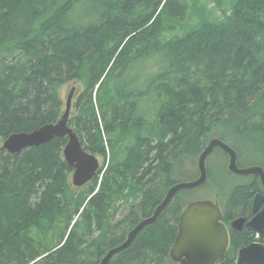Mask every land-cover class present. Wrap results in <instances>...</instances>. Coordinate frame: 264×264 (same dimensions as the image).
<instances>
[{
    "label": "trees",
    "instance_id": "trees-1",
    "mask_svg": "<svg viewBox=\"0 0 264 264\" xmlns=\"http://www.w3.org/2000/svg\"><path fill=\"white\" fill-rule=\"evenodd\" d=\"M182 1L0 0V144L56 123L69 82L83 89L69 127L86 153L105 158V135H114L108 147L131 139L99 189L102 168L86 188L71 189L66 138L17 155L0 146V264H98L179 183L178 162L198 159L212 138L235 151L238 165L264 170V0H230L223 20L206 14L185 35L160 40L184 24ZM151 53L165 66L142 82ZM151 91L160 105L145 132L140 102ZM255 190L231 192L223 224L245 216ZM183 192L109 264L170 260ZM252 243L264 245V230L230 231L221 264H235Z\"/></svg>",
    "mask_w": 264,
    "mask_h": 264
},
{
    "label": "water",
    "instance_id": "water-1",
    "mask_svg": "<svg viewBox=\"0 0 264 264\" xmlns=\"http://www.w3.org/2000/svg\"><path fill=\"white\" fill-rule=\"evenodd\" d=\"M72 89L66 99L65 109L59 120L54 124H47L31 133H18L9 136L1 148L10 155H17L22 150L45 145L54 139L66 138L62 151L65 164L71 168V184L75 189L87 185L99 170L96 158L81 148L78 137L69 127ZM218 149L228 158L227 170L239 176H257L264 188V170L259 166L240 169L237 166L235 151L217 138L210 139L200 153L196 170L198 178L191 182L177 183L169 188L160 204L154 209L151 217L139 222L128 234L126 240L118 247L109 250L98 264H109L116 255L126 251L138 234L153 225L161 213L169 206L179 192L198 189L207 182L206 159ZM262 197L254 200L252 213L262 204ZM220 207L212 202H194L182 209L178 218L177 234L169 252L170 259L176 264H221L230 246L229 232L221 221ZM243 219H236L230 224L234 231H240ZM247 228L261 236L264 229V208L256 213L246 224ZM235 264H264V245L252 243L237 252Z\"/></svg>",
    "mask_w": 264,
    "mask_h": 264
},
{
    "label": "rangeland",
    "instance_id": "rangeland-1",
    "mask_svg": "<svg viewBox=\"0 0 264 264\" xmlns=\"http://www.w3.org/2000/svg\"><path fill=\"white\" fill-rule=\"evenodd\" d=\"M182 2L185 4V6H187L188 9L187 16L185 17V20L183 22L184 24H178L177 26H175V28L164 33L160 38V40L166 41L174 37H181L185 35L192 28L204 22L206 14H207L206 16L207 20L210 21L223 20L225 17L223 14L225 15L229 14V8L231 4L230 0H220L221 5L217 4L213 0H183ZM146 58L148 59L142 62L143 72L140 75L142 82H144L151 75L153 76L160 73L162 68L165 66L164 62L163 63L160 62L162 57L156 53H151L150 56ZM72 89H74V92L71 98L72 106L70 109V117L73 119L74 116L78 115V110H76L75 106L78 96L83 91L81 83L69 82L65 84L60 89L59 95L61 98V105H62L61 113L63 114L65 109L66 99ZM159 105H160V100L156 99V96L154 95V91H151L150 93L146 94V96L143 98V101L140 102V110L146 113V118H144L147 124V126L144 127L145 132H148L147 129H150L151 126L154 125L156 121V112L158 111ZM70 128L72 129L71 126ZM113 136L114 135L103 136V144L106 152L105 158L97 153L92 155L98 161L100 168H102V171L100 172L98 178V182L99 181L100 182L97 185V189H99V185L102 181L101 178H103L105 174H107L106 172L107 169L109 167L114 168L118 160L121 159L123 160L125 158L123 149L125 148V145H129L131 143L130 141L131 139L129 138L125 140L124 145L120 147L119 145L117 146V143H115L114 146L112 145L111 146L112 151L115 152L114 154L115 156H113L112 158L111 152L109 150L111 149V147H108L107 143L109 140L114 139ZM118 151L120 152L118 153ZM254 158H256V156ZM195 160L192 161L188 159H183L182 161L178 162V164L175 167L176 169L174 170L173 178L180 180L179 183H186L196 180L198 178V172L196 170L197 161ZM226 165H227V157L225 158V156L222 153L215 150V152L212 153V155L206 160V167L208 169V176H207L208 179L206 184L203 187H199L198 189L183 192L181 196L178 197V199L181 200L184 207L190 203L203 202V201L212 202L217 204L218 206H224L226 204V199L231 194V192L239 185H243L248 182L247 178H239V177L233 178L232 175L227 173ZM71 176L72 173L68 176L67 182L70 184L71 189H73V186L71 185ZM83 188H86V186H84ZM164 191L166 192V189ZM137 197L129 200L126 205H121V207L124 208L131 202L132 203L130 206H134V204H137L138 201ZM127 208L128 207H126L125 209ZM127 210L125 212H127ZM118 218L120 219L121 215H119ZM128 229L129 228H127V231ZM163 264H176V263H174L171 259L170 260L165 259Z\"/></svg>",
    "mask_w": 264,
    "mask_h": 264
},
{
    "label": "flooded vegetation",
    "instance_id": "flooded-vegetation-1",
    "mask_svg": "<svg viewBox=\"0 0 264 264\" xmlns=\"http://www.w3.org/2000/svg\"><path fill=\"white\" fill-rule=\"evenodd\" d=\"M209 141V140H208ZM83 149V148H82ZM4 151V150H3ZM84 151V150H83ZM227 157V156H226ZM227 164H228V158H227ZM237 166H238V168H240V169H245V168H249V167H254V166H252V165H249V164H246L245 166H243L242 164H240V165H238L237 164ZM226 170H227V165H226ZM227 173H229V171L227 170ZM230 175H232L233 176V178H235V177H239V176H236V175H233V174H231V173H229ZM207 176H208V171H207ZM239 178H247L248 179V182L247 183H245V184H243V185H239L238 187H242V186H251L252 184H254L255 186H256V190L252 193V198H251V203H250V206H249V209L247 210L248 211V213H247V211L245 212V216L244 217H235V218H233L232 220L234 221V220H236V219H240V218H242L243 219V225H242V227H240L241 229H240V231L242 230V228L243 227H246L247 228V226H246V224L254 217V215L256 214V213H258V212H260L263 208H264V188L261 186V183H260V180H259V178L257 177V176H246V177H239ZM207 179H208V177H207ZM93 180V179H92ZM91 180V181H92ZM90 181V182H91ZM89 182V183H90ZM88 183V184H89ZM206 184V183H205ZM204 184V185H205ZM203 185V186H204ZM86 186V185H85ZM203 186H201V187H203ZM179 194V193H178ZM177 194V195H178ZM176 195V196H177ZM257 196H261L262 197V204H261V206H260V208L255 212V213H252V207H253V203H254V200H255V198L257 197ZM229 197V196H228ZM228 198L226 199V204L224 205V206H219L220 207V209H221V213H222V215L224 214V211H225V209L227 208V205H228ZM184 207V206H183ZM183 209V208H182ZM182 209H181V212H182ZM181 212H180V214H181ZM128 214L130 213V212H127ZM162 214V213H161ZM180 214H179V216H180ZM179 216H178V218H179ZM151 217V216H150ZM143 220H145V219H143ZM221 220H222V217H221ZM231 220V221H232ZM142 221V220H141ZM140 221V222H141ZM229 222V223H227V224H224L225 225V227L227 228V230H228V232H229V237H230V231H234L233 229H231L230 228V224L233 222ZM177 224H178V222H177ZM264 230V229H263ZM236 232H239V231H236ZM126 237H127V235H126ZM126 240V239H125Z\"/></svg>",
    "mask_w": 264,
    "mask_h": 264
},
{
    "label": "bare ground",
    "instance_id": "bare-ground-1",
    "mask_svg": "<svg viewBox=\"0 0 264 264\" xmlns=\"http://www.w3.org/2000/svg\"><path fill=\"white\" fill-rule=\"evenodd\" d=\"M66 103V102H65ZM71 106H72V103H71ZM70 109H71V107H70ZM185 110V109H184ZM70 112V111H69ZM159 114H161V113H159ZM168 115V114H167ZM160 116V115H159ZM165 116V115H164ZM163 117V116H162ZM72 118L70 117V120H71ZM41 128V127H40ZM73 130V129H72ZM0 146H1V144H0ZM2 149V148H1ZM3 150V149H2ZM203 151V150H202ZM6 152V151H5ZM206 164V163H205ZM207 171V170H206ZM72 185V184H71ZM147 219V218H146ZM126 239V238H125ZM98 250V249H97Z\"/></svg>",
    "mask_w": 264,
    "mask_h": 264
}]
</instances>
